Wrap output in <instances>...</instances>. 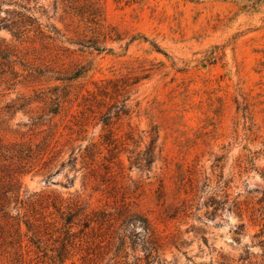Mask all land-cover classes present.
I'll use <instances>...</instances> for the list:
<instances>
[{
  "label": "rangeland",
  "instance_id": "rangeland-1",
  "mask_svg": "<svg viewBox=\"0 0 264 264\" xmlns=\"http://www.w3.org/2000/svg\"><path fill=\"white\" fill-rule=\"evenodd\" d=\"M1 1L0 264H264V0Z\"/></svg>",
  "mask_w": 264,
  "mask_h": 264
},
{
  "label": "trees",
  "instance_id": "trees-1",
  "mask_svg": "<svg viewBox=\"0 0 264 264\" xmlns=\"http://www.w3.org/2000/svg\"><path fill=\"white\" fill-rule=\"evenodd\" d=\"M1 0H0V7H1ZM12 6L13 7H17V8H21L26 10L25 5H21L18 2H12ZM6 14V18H0V30L1 29H8V25H6L7 23H11L12 25H14L15 23V18H22V15L12 11V12H5ZM10 18V19H8ZM28 19H30V17H26ZM13 29L17 30V32L21 31V28H18L16 26H13ZM59 96L55 95V98L51 100V106L52 109H49V111L47 112V115H56L59 111ZM12 107V105L10 106ZM110 116H106V120H109ZM106 123H104L105 125L108 124V121H104ZM43 147V144H36V145H31V144H21V143H13V144H3L0 142V163L4 162L3 165L0 164V168L6 167L8 168H12L15 165H22L23 166L25 164H27L28 162H31L34 158L38 157L41 153V149ZM71 160H73L72 158L68 161V164L71 162ZM5 163H7V165L5 166ZM148 164H150L148 162ZM63 166V165H62ZM12 169H9L8 173L10 171H12ZM7 175H9L10 180L8 181V184H11V186H9V189H4L2 188L0 190V214H2L3 217H7V211L8 208L11 207L12 204V209L17 212V221H21L20 220V209L23 208L24 202L23 200L20 198V191H19V187L15 186L17 183V180L15 178L16 172H11ZM20 173V172H19ZM211 204L214 206H218L219 209L221 208L220 204L218 202L215 201V199H211ZM215 209V208H214ZM135 219L133 218H124L122 219L120 226H119V231L120 232H116L117 234V248H116V252L114 254V259L115 261L113 262V264H150L152 263L153 260H155V256H153V253H155V238H154V234L150 231V229L145 225L143 226V229L145 231V240H144V244L142 245V250H143V254H144V258L143 257H138V256H131L130 258V254L127 252L126 249V244L127 241L126 239L129 240V242L131 243L130 249L132 252L135 251V247L134 244L136 242L137 239V235L135 234H126L127 233V229L128 228H134L135 226ZM92 222L91 219H86L85 223L83 225V227L86 229L89 227L90 222ZM97 221V219H96ZM95 221V222H96ZM133 221V222H131ZM67 224L69 226H71L72 222L68 221Z\"/></svg>",
  "mask_w": 264,
  "mask_h": 264
}]
</instances>
